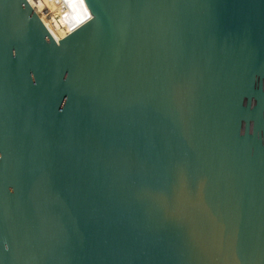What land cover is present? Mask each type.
I'll return each instance as SVG.
<instances>
[{
  "label": "water",
  "instance_id": "water-1",
  "mask_svg": "<svg viewBox=\"0 0 264 264\" xmlns=\"http://www.w3.org/2000/svg\"><path fill=\"white\" fill-rule=\"evenodd\" d=\"M84 3L0 0V264H264V0Z\"/></svg>",
  "mask_w": 264,
  "mask_h": 264
},
{
  "label": "rangeland",
  "instance_id": "rangeland-1",
  "mask_svg": "<svg viewBox=\"0 0 264 264\" xmlns=\"http://www.w3.org/2000/svg\"><path fill=\"white\" fill-rule=\"evenodd\" d=\"M56 39L90 18L84 0H28Z\"/></svg>",
  "mask_w": 264,
  "mask_h": 264
},
{
  "label": "bare ground",
  "instance_id": "bare-ground-1",
  "mask_svg": "<svg viewBox=\"0 0 264 264\" xmlns=\"http://www.w3.org/2000/svg\"><path fill=\"white\" fill-rule=\"evenodd\" d=\"M82 2H84V1H82ZM85 6H86V5H85ZM86 8H87V7H86ZM87 10H88V9H87ZM88 12H89V11H88ZM89 14H90V13H89ZM90 16H91V15H90ZM87 20H88V19H87ZM87 20H86V21H87ZM83 23H84V22H83ZM83 23H82V24H83ZM44 25H45V24H44ZM45 26H46V25H45ZM79 26H80V25H79ZM79 26H78V27H79ZM46 28H47V27H46ZM76 28H77V27H76ZM76 28H75V29H76ZM48 31H49V30H48ZM50 34H51V33H50ZM51 35H52V34H51ZM65 36H66V35H65ZM52 37H53V36H52ZM53 38H54V37H53ZM62 38H63V37H62ZM54 39H55V40H60L61 38H60V39H56V38H54Z\"/></svg>",
  "mask_w": 264,
  "mask_h": 264
}]
</instances>
